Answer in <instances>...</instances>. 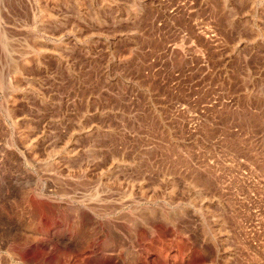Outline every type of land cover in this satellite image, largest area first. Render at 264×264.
I'll list each match as a JSON object with an SVG mask.
<instances>
[{
    "label": "rangeland",
    "instance_id": "rangeland-1",
    "mask_svg": "<svg viewBox=\"0 0 264 264\" xmlns=\"http://www.w3.org/2000/svg\"><path fill=\"white\" fill-rule=\"evenodd\" d=\"M71 1L82 0H0V264H211L221 246L264 264V0H139V49L181 44L171 52L180 95L151 78L138 121L155 143L116 141L122 159L102 158L97 174L37 146L21 117L19 78L53 63L46 51L32 58L34 37L50 49L55 10ZM20 53L28 64L11 79ZM174 102L185 108L177 117ZM114 164L136 175L105 169Z\"/></svg>",
    "mask_w": 264,
    "mask_h": 264
},
{
    "label": "built area",
    "instance_id": "built-area-1",
    "mask_svg": "<svg viewBox=\"0 0 264 264\" xmlns=\"http://www.w3.org/2000/svg\"><path fill=\"white\" fill-rule=\"evenodd\" d=\"M139 4L129 0L118 9L104 6L101 0H83L57 8L50 24L56 26L61 44L52 65L19 78L25 107L21 117L32 122L36 145L62 152L68 162L81 160L85 170L90 167L94 174L102 172L93 169L102 158L122 159L115 154L116 141L143 145L145 151L155 143L146 131L148 124L138 121L151 97L147 87L151 78H157L172 96L180 95V61L171 52L180 50L181 44L175 40L152 56L139 49L135 43L140 35L135 15ZM172 32L176 34L175 29ZM171 107L173 117L185 109L178 102ZM54 160L59 161L57 157L50 161ZM116 166L105 169L136 175L129 166ZM68 190L80 195L85 191ZM240 256L238 249L221 246L215 248L211 264H243Z\"/></svg>",
    "mask_w": 264,
    "mask_h": 264
},
{
    "label": "bare ground",
    "instance_id": "bare-ground-1",
    "mask_svg": "<svg viewBox=\"0 0 264 264\" xmlns=\"http://www.w3.org/2000/svg\"><path fill=\"white\" fill-rule=\"evenodd\" d=\"M83 1V0H82ZM54 2L56 3L57 2V0H54ZM79 2H81V1H79ZM108 2V1H107ZM110 3H111V0H110ZM116 3V2H115ZM103 5L104 6H107V7H109V3H103ZM47 10V9H46ZM45 11V8L43 9V11L42 12H44ZM44 16H46L47 18H54V14H52L51 13V11L49 12V11H45L44 12ZM42 16V15H41ZM44 16H43V18H44ZM42 18V17H41ZM42 18V19H43ZM46 19L45 20H43V22L41 23V24H44L45 23V25H46ZM49 26V25H48ZM46 27H47V25H46ZM34 42H36L37 44H38V46H36L31 52H32V58H35L36 59V61H37V64L39 63V59H40V57L44 54V52L45 53H49V54H51V56H54V55H56L57 54V50H58V48L60 47V42L58 41V40H56V41H53L51 44H50V46H51V48L50 49H45V48H43L42 47V41H41V39L40 38H38V37H34V40H33ZM49 46V47H50ZM54 48H55V50H54ZM30 52V51H29ZM11 56V55H10ZM13 58V57H12ZM12 58H10L9 60H10V64H11V66H12V73H11V75H12V77H11V79L13 78V79H15L16 78V75H18V74H20V71L22 70L21 68L22 67H24V65H27L28 64V60H26V58H25V53H20L19 54V59H17V60H14V59H12ZM10 71H11V69H10ZM32 74V73H31ZM9 80L8 82H7V85L5 86V88L6 89H8L9 88V91L11 92V91H15V89L17 88V81L15 82L14 80ZM3 87H4V85H3ZM21 89V88H20ZM65 151V150H64ZM66 152V151H65ZM67 153V152H66Z\"/></svg>",
    "mask_w": 264,
    "mask_h": 264
}]
</instances>
